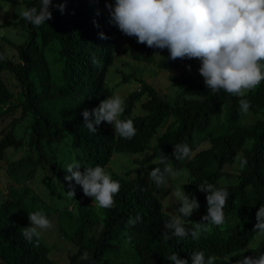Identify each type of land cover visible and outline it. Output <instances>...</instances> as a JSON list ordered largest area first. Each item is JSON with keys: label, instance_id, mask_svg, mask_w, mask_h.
<instances>
[{"label": "trees", "instance_id": "trees-1", "mask_svg": "<svg viewBox=\"0 0 264 264\" xmlns=\"http://www.w3.org/2000/svg\"><path fill=\"white\" fill-rule=\"evenodd\" d=\"M0 2L38 9L40 6V0ZM114 2L52 0V18L41 26H33L17 14L1 24L21 27L29 35L20 43L2 37L17 50V59L8 58L0 43V54L5 56L0 60V179L6 166L19 169L16 160L7 159V150L28 145L20 168L24 170L29 165L31 175L40 174L49 189L54 187V179H62V189H74L75 195L71 198L73 208L70 204L38 209L27 202L31 190L28 185L23 191L10 186L8 195L0 199V264H174L168 260L174 252L191 264V254L199 251L204 252L205 259L215 256L214 264H235L244 256L264 253V236L252 230L257 222L256 212L264 203V81L239 97L223 89L214 93L205 82L181 71L169 76L179 91L177 99L171 100L134 72L125 73V81L134 77L140 82V87L126 97L120 117L134 121L136 135L130 140L122 138L104 121L96 125L97 132H90L82 113L114 94L107 75L114 65L120 36L128 37L124 50L134 60L157 64L162 70L201 63L198 59L172 60L168 50L158 61L159 48L138 43L110 22L106 4ZM60 4L64 5L63 12ZM100 33L107 38H101ZM51 56L54 63L62 66L58 76L53 73ZM7 71L18 81L19 89L9 87ZM242 98L251 102L248 112L254 120L249 123L243 121L245 113L239 108ZM178 143L191 147V159L177 160L173 156ZM148 151L145 159H134L136 166L124 175L113 170L116 153ZM162 151L169 156L168 163L181 172L176 186L200 203L199 210H194L189 218L165 209L163 198L171 194L167 189L171 176L161 187L152 180L132 176L157 166L163 168L158 163ZM240 158L247 160L243 167ZM70 163L81 164V172L96 165L108 167L112 179L121 185L114 206L100 208L95 201L87 202L82 185L74 179L71 183L64 179L71 175L65 171ZM205 181L229 191L224 224L209 225L210 231L202 232L198 239L189 234L185 238L171 236L165 241V221L179 216L191 229L207 213V193L197 187ZM179 207L180 201L177 211ZM35 211H43L47 217L58 213L59 235L72 244L59 259L54 258V245L58 242L48 244L41 231L32 242L22 235L23 229L31 226L28 214ZM137 213L141 221L129 225V218L135 219ZM258 237L260 242L253 246ZM128 254L132 259L119 260Z\"/></svg>", "mask_w": 264, "mask_h": 264}, {"label": "clouds", "instance_id": "clouds-1", "mask_svg": "<svg viewBox=\"0 0 264 264\" xmlns=\"http://www.w3.org/2000/svg\"><path fill=\"white\" fill-rule=\"evenodd\" d=\"M51 3L52 0H40L39 9L36 6H23L19 15L31 25L41 26L52 18ZM58 7L61 12L64 11L63 4ZM106 7L110 12V22L123 34L135 37L138 43L150 48H167L172 60L198 59L201 62L198 71L207 89L214 93L223 89L234 96L244 97L264 81V0H115L114 4L107 3ZM100 35L107 38L104 33ZM3 59L5 56L0 54V60ZM187 67L190 70L191 65ZM250 107L249 100H239L241 112L246 114ZM124 109L125 100L113 95L101 100L99 106L91 111L85 108L83 122L92 133L97 132L96 125L107 122L114 126L115 134L130 140L137 129L132 119H120ZM173 156L177 160L191 159L193 151L187 143H178L174 146ZM168 159L169 156L162 151L158 163L163 168L157 166L148 173L149 179L157 187L166 186L167 177L181 174L168 163ZM246 163V159L240 158L241 167ZM80 165L68 164L65 171L71 175H65L64 179L69 183L74 179L82 185L83 193L92 197L98 207H113L114 197L120 191V182L112 179L110 173L100 165L86 167L83 172L79 170ZM197 187L199 191L207 193V213L200 222L195 221L191 229L179 216L165 221V231L162 233L165 241L171 236L185 238L189 234L193 239H198L202 232L210 231L209 225L224 224L228 189L216 187L207 181ZM67 194L73 198L74 189ZM174 196L180 201L178 212L184 218L199 210L198 199L189 197L184 189H177ZM28 218L31 226L25 227L22 235L29 242H32L33 236L40 237L39 230L52 227L43 211L29 213ZM141 219L137 213L135 219L130 217L127 223L135 225ZM256 221L252 230L258 236H264V203L256 212ZM216 259L215 256L205 259L203 251L191 254V264H214ZM168 260L174 264H189L187 259L180 258L175 252ZM235 264H264V253L257 257L244 256Z\"/></svg>", "mask_w": 264, "mask_h": 264}, {"label": "rangeland", "instance_id": "rangeland-1", "mask_svg": "<svg viewBox=\"0 0 264 264\" xmlns=\"http://www.w3.org/2000/svg\"><path fill=\"white\" fill-rule=\"evenodd\" d=\"M25 6L24 4L19 5H13L11 3L6 2H0V43L3 45L5 55L8 58L11 59H17L18 58V52L17 50L4 42L2 39L3 36H7L8 38L12 39L13 41L20 43L24 41L27 36L29 35L26 30H24L21 27H13V26H1V24L5 20H11L14 16V14L19 15L20 10L22 7ZM20 16V15H19ZM116 26V25H115ZM118 29V27L116 26ZM119 30V29H118ZM129 44V39L126 36H120L119 43L116 47V59L114 62V65L111 67V70L108 72L107 75V82L108 86L113 89V95H119L124 100L126 97L130 94V92L137 90L140 87L139 80H136V78L131 77L129 81L124 80L125 73L132 74L133 72L136 74V76L144 78L155 86L160 94L162 96H165L167 98L177 99L179 91H177L176 87L173 83H171L169 76L181 71H187L192 74V76L199 81L204 82L203 76L199 73V65H191V68L181 67L176 70H162L159 68L157 64H148L146 62H139L132 58L131 54L126 52L124 49ZM168 49H158L157 52V59L158 61L161 59V57L166 53ZM52 64V70L55 76H58L61 74V64L54 63L52 56L50 57ZM5 78L9 84V87L17 90L18 87V81L13 78V75L10 72H5ZM59 81V80H57ZM139 106L136 109V113L139 112ZM172 119V118H171ZM170 119V120H171ZM254 120L253 115L250 112H247L244 117L243 121L245 123H249ZM111 127L114 129V126L110 124ZM24 125L20 127V130H23ZM166 128V125L160 128V132H163ZM115 130V129H114ZM29 150L28 145L24 146L18 150H15L13 148H10L7 150V159L9 161L16 160V163L18 164L19 169L12 168L6 166L3 172L1 173V179H0V199L5 198L10 189L9 187L12 185H15L16 188L19 190H22L26 185H28L31 190L29 194L27 195V202L30 204H33L34 207L38 209H42L45 206L49 205L52 208H56L57 206L64 207L66 205L71 204V208H73V201H71V198L66 191H64L61 187L63 181L62 179L56 178L53 182V188L49 189L47 188L46 184L42 181V177H40L38 174L37 176H33L30 173V170L32 169L29 165L23 170L20 168V164L23 162L22 158L26 157L27 151ZM149 154L148 152H142L139 154H131L128 152H118L114 155L113 161H112V168L115 170V172H118L122 175H124L128 170L134 168L136 166V163H133L134 159L143 160L146 158V156ZM105 171L108 172V167L105 168ZM150 170H142L140 172H136L132 174L133 177L139 176L149 179L148 173ZM39 172V170H38ZM37 172V173H38ZM41 173V172H39ZM33 176V177H32ZM170 187L168 186L167 189L169 191V195H166L163 198V203L165 209L170 212L173 215L177 214V204L179 200L174 196V192L177 189H180L178 186H176V177H172L170 179ZM23 191V190H22ZM60 192H62V196H60ZM34 200V201H33ZM85 200L89 203H94L93 198L86 196ZM36 201V202H35ZM52 224L51 228L39 230L42 232V236L45 239V241L48 244H54L55 242H58L57 245H54V258L59 259V256L67 254V250L72 248V244L65 241L63 237L59 235V229L56 226V222L59 218L58 213L53 214L51 216L47 217ZM260 242V237H258L254 242L253 246H257ZM121 258V259H120ZM119 260H124L127 258L132 259V255H123L120 257Z\"/></svg>", "mask_w": 264, "mask_h": 264}]
</instances>
